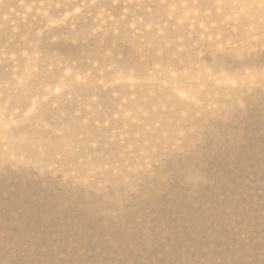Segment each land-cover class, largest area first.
Instances as JSON below:
<instances>
[{"label": "rangeland", "instance_id": "1", "mask_svg": "<svg viewBox=\"0 0 264 264\" xmlns=\"http://www.w3.org/2000/svg\"><path fill=\"white\" fill-rule=\"evenodd\" d=\"M0 264H264V0H2Z\"/></svg>", "mask_w": 264, "mask_h": 264}, {"label": "clouds", "instance_id": "2", "mask_svg": "<svg viewBox=\"0 0 264 264\" xmlns=\"http://www.w3.org/2000/svg\"><path fill=\"white\" fill-rule=\"evenodd\" d=\"M0 2H2V0H0ZM62 5L61 4H54V5H49V7H55V8H60ZM75 11H78V9H75ZM73 13H67V15H72ZM46 15V13H45ZM53 23H55V21H53Z\"/></svg>", "mask_w": 264, "mask_h": 264}]
</instances>
